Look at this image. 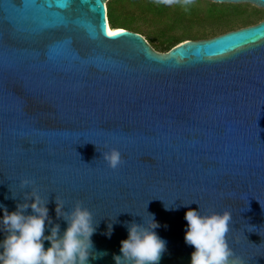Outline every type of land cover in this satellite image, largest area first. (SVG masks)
<instances>
[{
    "label": "water",
    "instance_id": "water-1",
    "mask_svg": "<svg viewBox=\"0 0 264 264\" xmlns=\"http://www.w3.org/2000/svg\"><path fill=\"white\" fill-rule=\"evenodd\" d=\"M108 1L0 0V218L36 187L63 233L55 198L79 200L106 253L89 264H115L125 222L152 214L159 264H191L185 212L228 210L229 246L264 264V19L159 51L131 29L109 35Z\"/></svg>",
    "mask_w": 264,
    "mask_h": 264
},
{
    "label": "clouds",
    "instance_id": "clouds-1",
    "mask_svg": "<svg viewBox=\"0 0 264 264\" xmlns=\"http://www.w3.org/2000/svg\"><path fill=\"white\" fill-rule=\"evenodd\" d=\"M155 2L171 7L189 5L193 0ZM102 158L112 170L123 163L120 151L114 147L102 152ZM29 185H34V181L26 177L20 180L21 188ZM24 201L17 204L15 211L9 212L5 208L0 218V230L6 233L0 241V264H89L90 256L96 259L106 254L93 252L91 237L96 225L92 212L83 207L81 201L77 200L71 210L64 211V202L55 198L56 216L67 223L63 233L59 224H53L46 206L48 200L39 194L36 187L24 193ZM29 208L31 214H25ZM148 215L150 219L142 223L125 222L128 237L120 242L121 255L113 256L115 264H159L166 251V241L155 231L160 225L154 216ZM184 218L187 221L185 243L195 249L191 253V264H245L228 243L232 221L230 211L201 214L200 210L189 208ZM46 221L51 225L49 235H45ZM44 241L50 243L47 249Z\"/></svg>",
    "mask_w": 264,
    "mask_h": 264
},
{
    "label": "rangeland",
    "instance_id": "rangeland-1",
    "mask_svg": "<svg viewBox=\"0 0 264 264\" xmlns=\"http://www.w3.org/2000/svg\"><path fill=\"white\" fill-rule=\"evenodd\" d=\"M212 8L218 11L213 12ZM125 16L151 43H157L169 38H209L254 24L264 19V8L250 3L210 0H193L189 5L169 7L155 0H141L140 4L126 5L122 17Z\"/></svg>",
    "mask_w": 264,
    "mask_h": 264
},
{
    "label": "trees",
    "instance_id": "trees-1",
    "mask_svg": "<svg viewBox=\"0 0 264 264\" xmlns=\"http://www.w3.org/2000/svg\"><path fill=\"white\" fill-rule=\"evenodd\" d=\"M141 0H109L107 3V7H108V19H109V23L113 28H127V29H131L137 32H140V28L137 26H134L132 24V22H130L127 17L125 16L124 18L122 17L124 15V11L126 8V5H137L140 4ZM160 7V6H159ZM161 8V7H160ZM213 12H217L218 10L212 8L211 9ZM248 24V23H247ZM234 27H231V29ZM185 39L188 38H177L175 40H172L171 38L169 39H164L160 42L157 43H151L153 47H155L157 50H169L170 48H172L173 46H175L176 44L184 41Z\"/></svg>",
    "mask_w": 264,
    "mask_h": 264
},
{
    "label": "bare ground",
    "instance_id": "bare-ground-1",
    "mask_svg": "<svg viewBox=\"0 0 264 264\" xmlns=\"http://www.w3.org/2000/svg\"><path fill=\"white\" fill-rule=\"evenodd\" d=\"M121 29H123V28H121V27H119V28H113V27L110 25V23H108V30H109V32L120 31Z\"/></svg>",
    "mask_w": 264,
    "mask_h": 264
},
{
    "label": "snow or ice",
    "instance_id": "snow-or-ice-1",
    "mask_svg": "<svg viewBox=\"0 0 264 264\" xmlns=\"http://www.w3.org/2000/svg\"><path fill=\"white\" fill-rule=\"evenodd\" d=\"M109 35H117V33H115V32H110V33H108Z\"/></svg>",
    "mask_w": 264,
    "mask_h": 264
}]
</instances>
